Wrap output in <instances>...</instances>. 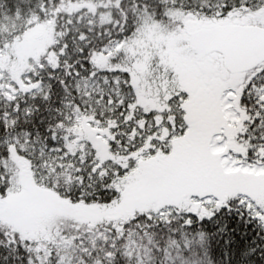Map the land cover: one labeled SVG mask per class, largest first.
<instances>
[{
    "label": "snow or ice",
    "instance_id": "6c2138e0",
    "mask_svg": "<svg viewBox=\"0 0 264 264\" xmlns=\"http://www.w3.org/2000/svg\"><path fill=\"white\" fill-rule=\"evenodd\" d=\"M37 25L0 68V264H264V0H32L0 54Z\"/></svg>",
    "mask_w": 264,
    "mask_h": 264
},
{
    "label": "trees",
    "instance_id": "16d2710c",
    "mask_svg": "<svg viewBox=\"0 0 264 264\" xmlns=\"http://www.w3.org/2000/svg\"><path fill=\"white\" fill-rule=\"evenodd\" d=\"M32 0H0V17H2L5 13H8L11 9H13L16 5H21L26 8L30 5ZM21 22L17 21V26H19ZM46 31V36L49 41L39 51H30L26 52V54H22L23 48L21 47L23 43V39L32 40L34 34L39 31ZM53 42V35L51 29L43 26L37 25L35 28L29 29L24 32L18 39L14 40L9 51L3 54H0V68H4L13 76L17 75L19 72L23 71L26 67L29 66V58L39 59L47 47ZM63 214V213H58Z\"/></svg>",
    "mask_w": 264,
    "mask_h": 264
},
{
    "label": "rangeland",
    "instance_id": "374dc122",
    "mask_svg": "<svg viewBox=\"0 0 264 264\" xmlns=\"http://www.w3.org/2000/svg\"><path fill=\"white\" fill-rule=\"evenodd\" d=\"M46 35H47L46 31L42 30L36 32L32 40L26 41V39H23V43L21 45V47L23 48V51H21L22 54H26V52L28 53L30 51H35V50L39 51L43 47V45H45L49 41Z\"/></svg>",
    "mask_w": 264,
    "mask_h": 264
}]
</instances>
